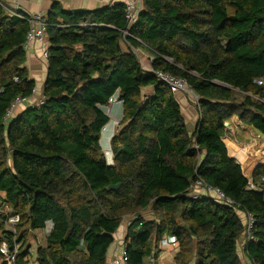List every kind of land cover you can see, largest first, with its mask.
<instances>
[{
	"label": "trees",
	"instance_id": "trees-1",
	"mask_svg": "<svg viewBox=\"0 0 264 264\" xmlns=\"http://www.w3.org/2000/svg\"><path fill=\"white\" fill-rule=\"evenodd\" d=\"M141 5L123 37V3L72 11L54 4L46 14L43 104L4 123L11 103L31 100L36 84L25 68L28 20L0 3V207L18 217L16 264H107L127 216V264L156 260L164 236L176 239L175 264H245L243 257L264 264V166L251 177L261 191L250 190L222 142L231 118L264 138V86L256 83L264 78V0ZM135 50L198 96L192 132L174 95L142 69ZM116 92L122 116L110 139L109 167L101 131ZM198 179L239 209L210 197L191 200L188 188ZM144 211L153 219L143 218ZM243 212L254 218V240L239 250ZM3 220L0 245L12 244ZM47 222L52 228L32 256L25 232H43Z\"/></svg>",
	"mask_w": 264,
	"mask_h": 264
},
{
	"label": "crops",
	"instance_id": "crops-1",
	"mask_svg": "<svg viewBox=\"0 0 264 264\" xmlns=\"http://www.w3.org/2000/svg\"><path fill=\"white\" fill-rule=\"evenodd\" d=\"M127 0H0L2 7L9 14H16L18 16H26L38 12L48 14L54 4L58 6L60 11H72V10H95L107 5H113L116 3H124ZM16 5L21 8L20 12H16ZM41 45L34 44L31 47L30 52L27 54L25 68L27 69L31 79L36 84L35 95L30 98L31 101H36L40 98L42 92V86L46 72V61L41 57ZM126 51V50H125ZM138 51V50H135ZM136 54V53H135ZM151 89L144 90V94L150 95ZM184 118L185 126L188 132H192L198 121V112L195 110L191 100L183 94L174 95ZM26 109L25 104L18 105L12 117L19 116ZM112 114L113 119L120 120L122 116V108H116L115 105L109 109L107 114ZM222 142L226 147L227 154L231 159H234L242 168L245 177H252L254 171L264 166V138L256 133H253L249 127L242 125L237 118H231L225 127ZM101 147L104 153L110 150V135L105 133L102 135ZM3 196V194H1ZM239 217L244 221V216L239 214ZM143 218L146 220L153 219L149 211L142 213ZM132 220L131 216L124 217L118 230L114 234V242L109 248L106 255V263L109 264L111 260L121 253L124 248V238L127 231V226ZM165 237V236H164ZM242 237V236H241ZM162 239V238H161ZM243 239L240 241L242 244ZM241 248H239L240 250ZM178 250L177 245L170 247H160L157 245V264H175L174 256ZM240 254V253H239ZM243 256V252H241ZM245 264H249L243 257ZM191 264H194L192 262Z\"/></svg>",
	"mask_w": 264,
	"mask_h": 264
},
{
	"label": "built area",
	"instance_id": "built-area-1",
	"mask_svg": "<svg viewBox=\"0 0 264 264\" xmlns=\"http://www.w3.org/2000/svg\"><path fill=\"white\" fill-rule=\"evenodd\" d=\"M20 0H17V2ZM124 15L126 19V30L123 32V37L128 34L127 30L133 26L139 17L142 5L141 0H127L124 3ZM21 8L19 5H16V12H20ZM13 15V14H12ZM14 16H17L20 19L27 18L29 23V30L25 37V42L23 44V50L28 54L31 50V47L34 44H40V50H41V57L44 61H47V47L48 43L46 41L45 33L48 26V21L45 13L38 12L30 15L18 16L14 14ZM126 47L128 46L127 43L124 42ZM140 63V61H139ZM146 65H144L143 69L146 72L152 73L155 78L158 80L159 83L164 84L173 95L176 94H183L186 97H188L191 100V103L194 105L195 110L198 112V121L200 119V109H199V99L198 96L188 87L186 81L184 79L172 76L168 73L162 72V71H154L151 68V59L146 60ZM142 64V61H141ZM15 81L17 79H14ZM257 85L264 86V78L256 81ZM36 90L34 89L32 94L35 95ZM25 104V106H30L31 108L34 106H39L43 104V100L41 98L37 99L36 101L27 100L25 98H16L6 111L3 122H7L9 119H11L13 112L15 108L20 104ZM121 101L119 100L118 92L108 100V104L105 107L106 111L109 112V109L114 105L121 106ZM108 116V115H107ZM119 121L120 120H112L109 121L106 126L102 128L101 133H109L110 139L113 137V135L117 132L119 127ZM106 157V163L109 167L113 166V159L111 150L106 151L105 153ZM247 179V186L250 190H256L261 191L260 187H258L256 184L252 182L251 177H246ZM264 182V181H263ZM187 195L191 200L200 201L203 198L210 197L214 198L217 201H220L228 206L233 207L235 210H238V206L235 205L230 199L226 198L221 191H219L216 188H212L208 185H206L202 180H196L194 181L190 187L188 188ZM6 209V211H4ZM9 208L7 207H0V217H2L3 225L5 228H8V233L12 236V244H10L7 241H3L0 245V255L3 258L4 264H16V257L19 252V245L15 242V235H16V229L15 226L18 223V217L16 215L10 214ZM244 214V229H243V242L240 245L241 249L245 248V244L249 243L254 240L253 237V226H254V218L251 214L243 212ZM52 228V225L50 222H47L45 224V227L43 229V232L45 234H48ZM176 245V239L173 236H165L159 241L160 247H170ZM29 253L34 256L35 252L32 249L28 250ZM150 264H157L156 260L153 258L149 259ZM109 264H127V257L125 254L124 249L121 251L119 256L113 258Z\"/></svg>",
	"mask_w": 264,
	"mask_h": 264
},
{
	"label": "rangeland",
	"instance_id": "rangeland-1",
	"mask_svg": "<svg viewBox=\"0 0 264 264\" xmlns=\"http://www.w3.org/2000/svg\"><path fill=\"white\" fill-rule=\"evenodd\" d=\"M124 46H126V45L124 44ZM135 53H136V56H137L138 60L140 61V65H141V67L143 69L144 65L147 64L146 63V60H148L147 57H150V56L147 53L142 52L140 50L139 51H135ZM141 61H142V64H141ZM115 107L118 108V109H120V106L119 105H115ZM106 113H108V111H106ZM107 115H108V117L110 119L109 121L117 120V119H113V115L111 113L110 114H107ZM253 133H255V132L253 131ZM4 211H6V209H4ZM6 213H7V211H6ZM8 213L11 214V210H9ZM17 224L15 226V229H16L15 238L18 236V234L20 232V230H18ZM3 229L5 231H8V228L3 227ZM21 231L23 233V230H21ZM25 234H26V241H25L24 246L25 247L28 246L29 249H32L35 252L37 246L42 245V243H43L44 232H40V233H37L36 232V233H34V232H31V231H29V232L26 231Z\"/></svg>",
	"mask_w": 264,
	"mask_h": 264
},
{
	"label": "water",
	"instance_id": "water-1",
	"mask_svg": "<svg viewBox=\"0 0 264 264\" xmlns=\"http://www.w3.org/2000/svg\"><path fill=\"white\" fill-rule=\"evenodd\" d=\"M227 124H228V123H225L224 126L226 127ZM120 149H122V148H120ZM117 188H119V185H117V186H110V187H109V190H116Z\"/></svg>",
	"mask_w": 264,
	"mask_h": 264
}]
</instances>
